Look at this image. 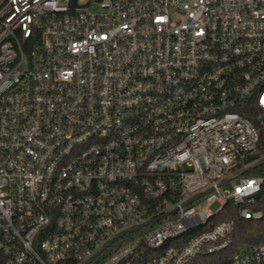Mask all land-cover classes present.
Instances as JSON below:
<instances>
[{
  "label": "built area",
  "instance_id": "2783aa9c",
  "mask_svg": "<svg viewBox=\"0 0 264 264\" xmlns=\"http://www.w3.org/2000/svg\"><path fill=\"white\" fill-rule=\"evenodd\" d=\"M263 166L264 0H0V264H264Z\"/></svg>",
  "mask_w": 264,
  "mask_h": 264
},
{
  "label": "trees",
  "instance_id": "16d2710c",
  "mask_svg": "<svg viewBox=\"0 0 264 264\" xmlns=\"http://www.w3.org/2000/svg\"><path fill=\"white\" fill-rule=\"evenodd\" d=\"M257 173L264 175V166ZM226 208H232V205L228 204ZM254 208L262 213L261 217L256 220L243 219L233 212L232 216H222L223 219L235 220L236 228L233 241L235 248L264 243V189ZM220 262V256L213 254L197 258L192 264H220Z\"/></svg>",
  "mask_w": 264,
  "mask_h": 264
}]
</instances>
